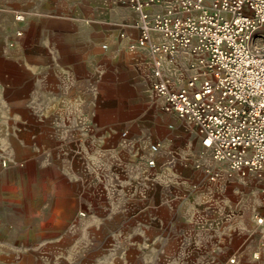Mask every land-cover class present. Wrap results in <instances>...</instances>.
Returning <instances> with one entry per match:
<instances>
[{
    "label": "crops",
    "instance_id": "0c3cea01",
    "mask_svg": "<svg viewBox=\"0 0 264 264\" xmlns=\"http://www.w3.org/2000/svg\"><path fill=\"white\" fill-rule=\"evenodd\" d=\"M136 21L118 0H0V264H264V174L212 180L163 139L149 166L119 137ZM190 62L164 60L176 86Z\"/></svg>",
    "mask_w": 264,
    "mask_h": 264
},
{
    "label": "built area",
    "instance_id": "2783aa9c",
    "mask_svg": "<svg viewBox=\"0 0 264 264\" xmlns=\"http://www.w3.org/2000/svg\"><path fill=\"white\" fill-rule=\"evenodd\" d=\"M118 1L137 14L128 47L148 52L150 89L162 109L189 123L217 163L208 177L264 174V0H169L154 11L162 0ZM181 50L191 55L190 72L176 86L164 60ZM159 146L149 144V166Z\"/></svg>",
    "mask_w": 264,
    "mask_h": 264
},
{
    "label": "rangeland",
    "instance_id": "374dc122",
    "mask_svg": "<svg viewBox=\"0 0 264 264\" xmlns=\"http://www.w3.org/2000/svg\"><path fill=\"white\" fill-rule=\"evenodd\" d=\"M144 50L143 59L131 62L134 85L131 91L133 104L130 106V112L127 116L124 111L125 106L122 108L119 106V118L117 120L119 137L127 139L132 133L134 134L132 153L136 160L147 162L151 156L149 144L163 139L170 144L171 148L169 149L171 151L175 145L176 150L181 151L184 159L202 163L205 168L218 167L211 158L209 148L205 147L202 142L201 150L196 149V132L192 126L174 112H167L162 109L160 101L150 89V56L146 49ZM130 51L135 52L136 49ZM176 129H181L182 133H174ZM123 131L126 132L125 135L121 134ZM198 137L200 138V136Z\"/></svg>",
    "mask_w": 264,
    "mask_h": 264
}]
</instances>
